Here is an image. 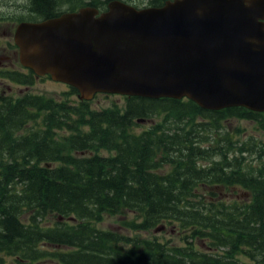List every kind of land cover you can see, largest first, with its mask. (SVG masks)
<instances>
[{"label": "trees", "instance_id": "obj_1", "mask_svg": "<svg viewBox=\"0 0 264 264\" xmlns=\"http://www.w3.org/2000/svg\"><path fill=\"white\" fill-rule=\"evenodd\" d=\"M37 3L54 15L52 0ZM124 99L102 108L31 94L0 103V255L36 259L48 242L62 245L51 256L63 264H264V139L230 124L262 126L264 112ZM62 129L70 133L59 138ZM233 189L248 196L227 200ZM124 211L135 212L122 219L132 235L96 226ZM152 227L178 238L143 236Z\"/></svg>", "mask_w": 264, "mask_h": 264}, {"label": "water", "instance_id": "obj_2", "mask_svg": "<svg viewBox=\"0 0 264 264\" xmlns=\"http://www.w3.org/2000/svg\"><path fill=\"white\" fill-rule=\"evenodd\" d=\"M20 62L78 91L264 112V0H110L14 31ZM162 227L155 230L158 231Z\"/></svg>", "mask_w": 264, "mask_h": 264}, {"label": "rangeland", "instance_id": "obj_3", "mask_svg": "<svg viewBox=\"0 0 264 264\" xmlns=\"http://www.w3.org/2000/svg\"><path fill=\"white\" fill-rule=\"evenodd\" d=\"M87 0H57V3H59V8H61L63 11L68 8H78L81 6H78L82 3H84ZM125 2V1H124ZM149 0H132V2H127L130 4H133L137 7H144V6H150L148 5ZM56 3V1H55ZM61 3V4H60ZM57 6V4H56ZM86 6V5H85ZM32 0L30 2V5L27 10L24 11L22 15V19L26 20H36L39 17L38 16H29L27 14L33 13L32 9ZM12 25L2 23L0 21V41L3 42L5 39L3 38V35L7 33L8 31H11ZM28 89L22 88L21 91H27L28 93L37 94V95H44L45 97H54L58 100H68V102L72 105H78L79 98L77 96V93L68 94L70 92V87L67 85H64L60 82H56L52 79H43L35 81L32 86H28ZM11 87V85H10ZM17 89V88H16ZM19 88L17 89V94H19L18 97H15V99H19L27 94L24 92H18ZM21 93V94H20ZM125 99L117 94H104V93H98L96 94L91 100L88 102V106L94 107V108H102L112 105L113 103L117 104L119 107H122L124 105ZM156 120H158V117L148 118L142 122L139 123L138 126L134 127V131L140 132L141 130L147 129L152 123H154ZM36 124H39V127H41L43 124L42 122V114L38 117ZM34 123V124H35ZM230 124L232 125V128L240 127L243 130V133L250 134L253 137H256L258 139H264V125L259 126L257 123V120H248V119H242V120H230ZM70 131L68 130H58L57 135L59 138H62L63 134H69ZM102 154H106V151H102ZM34 162V160L32 161ZM233 189V192L231 191V194L226 195L227 200H231L234 197H238V199L243 200V197H247L248 193L244 190H237L235 191ZM223 193H226L222 191ZM135 216V212H127L124 211L123 214H117V215H105L103 220L96 223V226L98 228L104 229V230H114L117 232H121L124 235H132L133 232L126 229L125 225L122 223V219H132ZM53 222V218L51 220V223ZM148 233H143V236L152 237L153 235H157L159 239L163 238H178V234L176 232H173L169 230V228H165L164 230H158L155 231V227H152L150 230H148ZM147 232V231H146Z\"/></svg>", "mask_w": 264, "mask_h": 264}, {"label": "flooded vegetation", "instance_id": "obj_4", "mask_svg": "<svg viewBox=\"0 0 264 264\" xmlns=\"http://www.w3.org/2000/svg\"><path fill=\"white\" fill-rule=\"evenodd\" d=\"M35 1L37 0H32L33 13L27 15L29 18L31 16H38L39 18L30 21H41L47 19L43 17L46 15L42 13L40 9L41 6L38 3L35 4ZM52 1L55 11L54 15L51 17H58L64 12H72L80 8L73 7L63 11L61 8H59V3H57V0ZM30 2L31 0H0V21L13 26L11 31H8L3 35L5 40L3 42L0 41V98L8 97V100L0 99V103L5 101L15 103L17 101L15 97L19 96V94H17L18 88V92H22V88L28 89L26 85L32 86L35 81L48 78L51 79L49 75H38L28 67L22 65L19 60V49L14 42L15 27L23 21H29L22 19L21 17L24 11L28 9ZM23 92L25 94L28 93L26 90ZM40 245L44 248V250H46V255L42 257L35 259L31 257L21 258L0 255V264H63L60 258L51 256L54 255L55 251L61 252L63 250L61 244L43 242L40 243Z\"/></svg>", "mask_w": 264, "mask_h": 264}]
</instances>
